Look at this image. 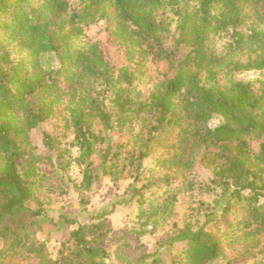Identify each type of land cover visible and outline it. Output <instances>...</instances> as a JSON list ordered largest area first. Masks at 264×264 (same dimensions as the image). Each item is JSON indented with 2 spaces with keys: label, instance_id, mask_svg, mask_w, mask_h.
Here are the masks:
<instances>
[{
  "label": "trees",
  "instance_id": "obj_1",
  "mask_svg": "<svg viewBox=\"0 0 264 264\" xmlns=\"http://www.w3.org/2000/svg\"><path fill=\"white\" fill-rule=\"evenodd\" d=\"M100 20L105 39L87 37ZM214 33L230 35L226 53L209 47ZM159 62L165 68L151 70ZM262 69L264 0H0V264H107L102 222L77 224L59 259L34 237L49 180L41 164L59 140L42 131L49 153H41L31 133L49 120L73 134L83 166L78 188L89 189L119 161L135 171L146 157L175 167L174 186L164 173V192L131 198L145 221L173 212L174 187L191 184L185 170L197 161L211 168L212 177L197 182L217 194L219 213L214 204L201 225H173L165 256L144 255L140 264H264V77L234 78ZM213 117L220 121L210 126ZM124 127L132 130L128 148L101 146L108 131ZM159 146L167 148L154 155ZM234 242L242 254H224Z\"/></svg>",
  "mask_w": 264,
  "mask_h": 264
},
{
  "label": "rangeland",
  "instance_id": "obj_2",
  "mask_svg": "<svg viewBox=\"0 0 264 264\" xmlns=\"http://www.w3.org/2000/svg\"><path fill=\"white\" fill-rule=\"evenodd\" d=\"M86 36L104 40L105 21L100 20L88 26ZM230 40L228 33H214L209 36L208 43L217 54H224L228 51ZM162 68H165V64L159 62L154 63L151 70ZM261 77H264V69L237 71L234 75L236 80L251 82H256V79ZM150 84L146 81L139 84L143 94L148 93ZM219 121L218 117H213L209 125L214 126ZM44 130L57 136L59 144L57 143V149L51 153V161L41 164L42 171L49 176L44 189L39 192L45 214L37 217L33 230L35 239L44 244L48 257L52 259H59L61 252L66 255L70 250L72 244L70 232L77 224L85 225L89 229L92 224L98 222L103 223L97 237L99 245L105 250L104 261L107 264H140V259L144 255L159 254L164 257L166 251L163 240L173 229V225H182L187 220L195 226L201 225L208 218L207 212L211 211L214 204H216V214L222 207V202L215 201L216 193L200 188L197 181L209 180L212 172L208 165L197 161L192 168L185 170L187 179L191 182L188 188L174 187L177 191V201L169 217L166 220L155 219V223L151 219L147 221L145 218L140 219L137 215L138 206L135 200L131 199L134 193L143 192L147 198L161 194L164 188L159 180L164 173L171 174L170 178L173 181L171 184L174 186L180 180V176L173 174L176 170L174 166L168 169L157 163L153 157H146L140 168L135 171L134 166H126L122 169V163L119 161L113 167V171L100 173L89 189L78 188L83 166L74 160L79 151L71 144L73 134L68 131L65 133L54 120L41 123L32 131L31 137L37 144L38 151L46 154L49 152L42 143ZM131 131L127 127L108 131L106 141L101 146L109 143L113 148L124 150L130 146L128 142L131 139ZM163 135L167 136L166 133ZM165 148L167 147H156L154 155ZM62 149H67L63 151L65 154L63 162L66 164L64 167H59L58 163L62 158L59 159L57 154ZM92 158L93 166L97 165L99 163L97 155L93 154ZM31 205L34 207L35 203L31 202ZM94 236L89 234L88 238ZM263 244L264 237L261 246ZM224 254L240 256L241 246L237 242L228 244L225 246ZM218 261L224 263L222 259ZM34 262L35 260H29L24 264H35ZM244 262L241 264H251L252 261ZM71 264H76V261Z\"/></svg>",
  "mask_w": 264,
  "mask_h": 264
}]
</instances>
